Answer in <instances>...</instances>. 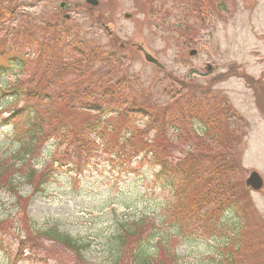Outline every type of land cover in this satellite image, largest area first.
Wrapping results in <instances>:
<instances>
[{"label": "trees", "instance_id": "obj_1", "mask_svg": "<svg viewBox=\"0 0 264 264\" xmlns=\"http://www.w3.org/2000/svg\"><path fill=\"white\" fill-rule=\"evenodd\" d=\"M158 1L177 8L194 2L198 19L205 14L199 0ZM11 2L0 0V99H7L1 123L17 138L18 150L0 162V193H14L20 220H0V253L10 255L4 239L13 231L22 247L33 235L63 250L30 264H86L80 242L26 218L13 183L19 179L42 193L59 170H81L104 145L121 165L157 168L154 182L168 195L160 222L141 216L117 226L107 244L108 264H181L177 245L215 237L226 238L217 264H264V224L242 178L244 133L224 96L188 80L159 102V93L147 95L135 78L122 74L120 53L99 46L97 33L66 26L49 13L34 18L26 11L34 6L19 9ZM9 77L15 83L3 86ZM177 141L192 145L180 150ZM43 150L44 162L35 164ZM163 227L168 232L160 235Z\"/></svg>", "mask_w": 264, "mask_h": 264}, {"label": "rangeland", "instance_id": "obj_2", "mask_svg": "<svg viewBox=\"0 0 264 264\" xmlns=\"http://www.w3.org/2000/svg\"><path fill=\"white\" fill-rule=\"evenodd\" d=\"M96 1V7L86 5L85 0H12L11 4H17L19 9L34 6L36 9L26 7L34 18L49 13L62 20L67 14L68 20L63 19L66 26H78L83 33H97L95 42L99 46L120 53L124 63L122 74L135 78L147 95L159 93V102H167L168 91L181 89L188 80L192 85H212L228 101L237 115L236 125L244 133L239 142L243 182L250 170L264 181V0H199L205 12L200 20L194 14V2L177 8L158 0L152 4L146 0ZM60 2L70 4L71 8L66 13L59 11ZM74 5L77 6L73 8ZM140 49L163 69L146 63ZM191 51L195 53L190 56ZM15 80L5 78L3 86L13 85ZM6 102L7 99H0V162H8L18 150L17 138L1 123L7 115ZM191 145L176 143L180 150ZM95 149L81 170H59L42 193H33L19 179L13 185L22 199L20 206L26 218L36 222L38 228H55L80 242L85 246L82 256L86 264H108L107 244L117 226L141 216L160 222L168 195L154 182L157 168H139L136 162L129 168L121 165L116 156L111 158L114 153L105 154L104 145ZM43 152L35 164L44 162ZM40 166L36 165V170ZM129 169L132 171L128 172ZM249 197L264 224V191H249ZM17 211L14 193H0V220H20ZM167 232L163 227L159 234ZM12 233L4 239L11 249L10 255L0 253V264H30L28 260L38 262L39 255V262H44L46 257L63 254L61 248L50 247L33 235L29 236L30 242L25 239L28 243L22 247ZM224 239L182 242L177 245L176 254L181 264H217L224 254Z\"/></svg>", "mask_w": 264, "mask_h": 264}, {"label": "water", "instance_id": "obj_3", "mask_svg": "<svg viewBox=\"0 0 264 264\" xmlns=\"http://www.w3.org/2000/svg\"><path fill=\"white\" fill-rule=\"evenodd\" d=\"M86 3L95 7L97 6V2L95 0H86ZM60 9L62 10H66L68 9L70 6L68 4L65 3H61L60 4ZM67 18V16H66ZM194 52H191L190 55H192ZM144 55V59L146 62L153 64L155 67L162 69L161 65L154 59L152 58L150 55H148L147 53H143ZM245 187L246 189H250L253 191H259L262 188V180L259 177V175L256 172H250L248 174V177L245 179L244 181Z\"/></svg>", "mask_w": 264, "mask_h": 264}]
</instances>
